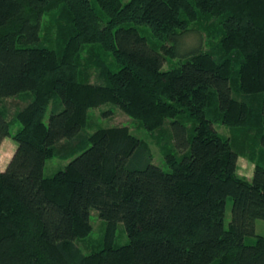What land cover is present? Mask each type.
Masks as SVG:
<instances>
[{"label": "trees", "instance_id": "1", "mask_svg": "<svg viewBox=\"0 0 264 264\" xmlns=\"http://www.w3.org/2000/svg\"><path fill=\"white\" fill-rule=\"evenodd\" d=\"M193 33L201 46L171 62ZM22 93L10 118L4 101ZM109 101L158 130L168 169L128 125L84 129ZM7 136L17 147L0 170V264H264V0H0V144ZM54 156L70 160L48 176ZM92 208L108 227L85 253L76 239ZM121 221L130 241L115 246Z\"/></svg>", "mask_w": 264, "mask_h": 264}, {"label": "rangeland", "instance_id": "2", "mask_svg": "<svg viewBox=\"0 0 264 264\" xmlns=\"http://www.w3.org/2000/svg\"><path fill=\"white\" fill-rule=\"evenodd\" d=\"M92 1L96 2V0H92ZM124 1H128V0H124ZM145 34L153 38L150 33L147 32ZM202 43H203V39H202ZM200 46H201L200 38L198 37L196 33H193L191 35H188L186 38L185 37L182 38V41L179 47V52L178 54H176V56L174 57L168 56V57L172 58L170 60L171 62L179 61L180 58H183L184 53L186 51L193 49V48H198ZM111 58H112V55H111ZM169 66H170L169 62H166L164 64L165 69L169 68ZM91 81H94V77L91 79ZM29 97L30 96L28 94L22 93L18 96L6 98L4 103L8 106L10 118L12 117V113L16 111L17 108L27 103V101L29 100ZM88 114L90 116L88 117V122L86 126L84 127L85 130L93 131L100 127H108V126L118 125V124L128 125L134 134H136L138 137L145 139L146 141L149 142L152 153H153V162L162 166L165 169H168V165L165 162L164 155L159 145L154 140V134L158 130H156L155 132H152L151 130L147 129L138 119L134 118L133 116H130L125 111H123L119 106H117L115 103L110 102V101L105 102L97 107L90 108L88 111ZM20 126H21V123L19 121L13 122L11 124V130L15 132ZM168 127H169V123H168ZM215 127L224 134L230 133V129L227 127L226 124L215 123ZM164 130H167V128H164ZM9 140L17 145L13 137H10ZM69 160L70 159H65V158H61L58 156L48 158L45 163L44 173L48 176L53 175L58 170L65 168ZM238 173H240L241 175L247 176L248 178H252L253 176L254 163L244 155L239 156ZM232 206H233V199L232 197H228L227 204H226L225 220H224L226 227L229 226V222L231 220ZM90 221L92 224L91 232L86 236L78 237L76 239L77 244L83 248V251L85 253L93 252L95 250L100 249L103 246L105 235L107 232V227H108V223L106 219L100 216L97 208L91 209ZM255 233L264 235V218L256 219ZM255 239H256L255 234L246 236V241L248 243H253ZM129 241H130V236L127 232L124 222L121 221L117 224L113 244L115 246H121V245L128 243Z\"/></svg>", "mask_w": 264, "mask_h": 264}, {"label": "crops", "instance_id": "3", "mask_svg": "<svg viewBox=\"0 0 264 264\" xmlns=\"http://www.w3.org/2000/svg\"><path fill=\"white\" fill-rule=\"evenodd\" d=\"M10 137L12 136L5 137L2 143L0 144V170L6 168L17 147L15 143L9 140Z\"/></svg>", "mask_w": 264, "mask_h": 264}]
</instances>
